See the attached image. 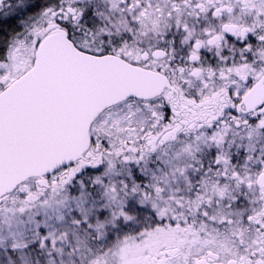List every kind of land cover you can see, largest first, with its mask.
<instances>
[{
  "label": "snow or ice",
  "instance_id": "obj_1",
  "mask_svg": "<svg viewBox=\"0 0 264 264\" xmlns=\"http://www.w3.org/2000/svg\"><path fill=\"white\" fill-rule=\"evenodd\" d=\"M0 264H264V0H0Z\"/></svg>",
  "mask_w": 264,
  "mask_h": 264
}]
</instances>
